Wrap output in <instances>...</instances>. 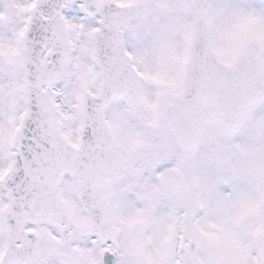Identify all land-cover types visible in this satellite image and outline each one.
Masks as SVG:
<instances>
[{
    "label": "snow or ice",
    "instance_id": "snow-or-ice-1",
    "mask_svg": "<svg viewBox=\"0 0 264 264\" xmlns=\"http://www.w3.org/2000/svg\"><path fill=\"white\" fill-rule=\"evenodd\" d=\"M0 264H264V0H0Z\"/></svg>",
    "mask_w": 264,
    "mask_h": 264
}]
</instances>
